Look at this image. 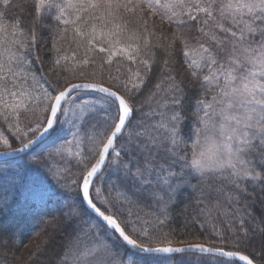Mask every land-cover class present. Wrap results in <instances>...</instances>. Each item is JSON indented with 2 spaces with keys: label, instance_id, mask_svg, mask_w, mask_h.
I'll return each instance as SVG.
<instances>
[{
  "label": "snow or ice",
  "instance_id": "snow-or-ice-1",
  "mask_svg": "<svg viewBox=\"0 0 264 264\" xmlns=\"http://www.w3.org/2000/svg\"><path fill=\"white\" fill-rule=\"evenodd\" d=\"M13 10L17 15L9 19ZM153 18L160 20L159 32ZM69 27L87 53L105 54L109 66L122 57L143 65V74L129 67L122 78L117 67V75L109 71L111 86L95 79L74 82L86 79L81 65L94 61L86 56L72 66L62 64L69 58L58 55L54 36L52 76L38 75L43 67L36 65L44 63L36 54L40 30L62 40ZM177 41L194 77L208 69L200 87L211 98L198 97L188 139L180 135L177 111L157 112L161 119L147 128L134 123L138 93L157 63L143 57L157 47L171 55ZM167 79L171 104L180 105L176 93L182 90L174 76ZM95 93L102 95L88 99ZM66 125L75 129L71 141ZM0 149V157L76 161L70 179L69 168L61 173L45 163L58 183L62 179L77 194L64 213L70 228L56 264H172L178 254H200L201 264H254L241 249L256 239L264 249V0H0ZM220 183L231 186L232 211L223 214L239 225L230 227L232 246L175 241L164 228L180 192L198 194L205 203L200 214L211 217L220 208L218 201L210 203L212 191H223ZM257 189L259 215L251 210L257 200L248 199ZM18 197L35 207L52 193L42 183L13 179L0 185V212ZM153 206L158 210L145 215L132 210ZM219 243L227 240L220 235Z\"/></svg>",
  "mask_w": 264,
  "mask_h": 264
},
{
  "label": "trees",
  "instance_id": "trees-1",
  "mask_svg": "<svg viewBox=\"0 0 264 264\" xmlns=\"http://www.w3.org/2000/svg\"><path fill=\"white\" fill-rule=\"evenodd\" d=\"M13 15H17L15 10H13L9 19H12ZM153 19L159 32L161 27L160 20L159 18ZM163 29L165 34L170 37L171 29L166 25L163 26ZM63 35L65 38L61 40L58 34L47 28L40 30V42L36 54L41 57L44 63L43 65H36L37 69L43 67V72H38V75L52 76L50 71L51 61L53 56L57 55L52 50L54 36L58 41L57 47L60 49L58 55L69 58L66 62L62 60V64L67 63L72 66L82 61L86 56L91 61H94L87 66L81 65L78 71L83 70L86 79L74 80V82H89L95 79L98 82H102L105 86H111L112 82L108 80L109 71H111L112 75H117V67L121 70L120 75L122 78L128 74L129 67L133 71L139 69L142 74L144 72L143 65H132L131 62L124 60L122 57L114 58L113 64L109 66L104 62L105 54L99 52L87 53L83 42L74 36L70 27L69 31ZM152 40L153 43L157 42L156 37H153ZM160 43L164 44L165 41L161 39ZM153 52L155 53L154 57L152 55ZM73 56H75L74 60L72 59ZM143 58L150 61L155 59L157 63L152 65L153 71L147 74L145 86L138 93L135 104L138 111L134 114V123L141 124L142 127L147 128L161 119L156 114L157 112L165 111L171 114L172 111H177L181 117V123L179 124L180 135L188 139L190 126L196 120L194 112L198 97L211 98L200 87L202 77L207 74L208 69H199V74L194 77L192 69L185 63L182 45L179 41L171 49V55H168L162 47H157L153 48ZM165 59L168 60L167 66L163 63ZM101 66L104 69L103 73L100 71ZM93 71L97 73L95 77L91 75ZM168 76H174L175 83L182 90L176 93L177 96L182 97L180 105L174 106L171 104L173 96L169 92L168 86L172 81L167 79ZM157 83L161 85L159 90L156 88ZM95 96L100 95L93 94L88 99H92ZM166 101L169 102L168 107H162ZM97 107H101L99 102ZM103 107H106V105ZM65 128L67 131L64 134L71 141V133L75 129L71 125H66ZM4 130L6 131V126ZM188 142L190 144L191 140ZM59 143L63 144L64 141L60 140ZM120 143L122 144L123 142L121 141ZM117 147H120V144ZM188 152L190 156V148ZM124 159L127 160L128 157L125 156ZM37 163L39 164L38 170ZM45 163L51 165L53 170L59 169L61 173L65 167L69 168L71 170L68 173L69 179L71 178V173L77 171L75 159L71 157L62 159L60 156L55 155L50 158L45 156L44 160L38 162H33L27 156L0 162V169L6 170L7 173L5 175L0 172V185L7 186L13 182V179L25 183H42L52 193L50 201L38 203L35 207L32 206L31 201H25L23 197H18L10 209L0 212V264H56L63 251L70 228L64 213L67 210V205L76 200L77 194L73 190L74 186H62L64 183L62 179L58 183V177L45 168ZM192 184H196L195 179L192 180ZM219 186L223 188V191H212L210 203L216 204L218 201L220 208L213 209L211 217L200 214L201 209L205 207V203L198 201V194H194L189 188H184L176 198V202L169 208L170 219L164 230L171 232L175 241L181 239L189 243L217 241L214 245L215 247H231L234 241L229 239L232 236L230 227L238 229L239 225L231 219L230 215H224L222 211L224 209L229 212L232 211V206L227 202V193L231 190V186L226 183H220ZM249 188L251 189V184ZM258 194L259 189H257L256 197H248L249 200H257V203L251 209L256 215L261 213ZM132 210L133 212H139L140 215H145V213H153L158 209L153 206V208H133ZM148 218L152 219L153 217L150 215ZM217 233L227 240L226 244L219 243L220 235H217ZM13 235L15 237L14 242H7L9 237ZM201 236L203 237L202 239H200ZM176 246L183 245L177 243ZM241 252L253 258L254 262L264 264V249H262L259 239L250 242L247 247L241 249ZM172 264H201V256L195 254L177 255Z\"/></svg>",
  "mask_w": 264,
  "mask_h": 264
},
{
  "label": "water",
  "instance_id": "water-1",
  "mask_svg": "<svg viewBox=\"0 0 264 264\" xmlns=\"http://www.w3.org/2000/svg\"><path fill=\"white\" fill-rule=\"evenodd\" d=\"M85 91L86 90H81V92H85ZM100 95H102V94H100ZM21 156H23V155L21 154ZM13 158H17V157H0V161H5V160L13 159ZM183 246L186 247V245H183ZM178 255H184V254H178ZM197 255H200V254H197ZM208 255L210 256L211 254H208ZM237 262L240 263V264H244V262H240V261H237Z\"/></svg>",
  "mask_w": 264,
  "mask_h": 264
},
{
  "label": "rangeland",
  "instance_id": "rangeland-1",
  "mask_svg": "<svg viewBox=\"0 0 264 264\" xmlns=\"http://www.w3.org/2000/svg\"><path fill=\"white\" fill-rule=\"evenodd\" d=\"M72 150H73V152H75V150H76L75 147H73ZM0 151H2V150H0ZM237 263H238V262H237ZM238 264H240V263H238ZM254 264H260V263H256V262H254Z\"/></svg>",
  "mask_w": 264,
  "mask_h": 264
},
{
  "label": "bare ground",
  "instance_id": "bare-ground-1",
  "mask_svg": "<svg viewBox=\"0 0 264 264\" xmlns=\"http://www.w3.org/2000/svg\"><path fill=\"white\" fill-rule=\"evenodd\" d=\"M83 93V92H82ZM95 94H98V93H95ZM98 95H100V94H98ZM195 255H197V254H195ZM198 256H201V255H198Z\"/></svg>",
  "mask_w": 264,
  "mask_h": 264
}]
</instances>
